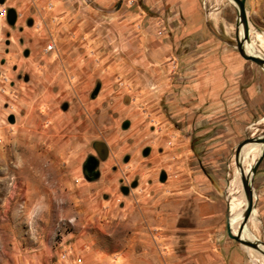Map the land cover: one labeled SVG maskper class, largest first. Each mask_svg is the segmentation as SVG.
Returning <instances> with one entry per match:
<instances>
[{
    "label": "rangeland",
    "instance_id": "374dc122",
    "mask_svg": "<svg viewBox=\"0 0 264 264\" xmlns=\"http://www.w3.org/2000/svg\"><path fill=\"white\" fill-rule=\"evenodd\" d=\"M58 1L62 14L54 0L0 3L17 12L14 24L0 16V264H188L183 170L223 175L230 211V189L242 188L236 148L264 134V94L255 111L247 99L201 97L224 52L264 92V68L237 49L236 8L198 0L188 20L167 0ZM246 9L249 43L264 55V0ZM253 186L242 234L264 241V159ZM241 246L247 264H260L248 252L260 251Z\"/></svg>",
    "mask_w": 264,
    "mask_h": 264
},
{
    "label": "crops",
    "instance_id": "0c3cea01",
    "mask_svg": "<svg viewBox=\"0 0 264 264\" xmlns=\"http://www.w3.org/2000/svg\"><path fill=\"white\" fill-rule=\"evenodd\" d=\"M54 1L55 13H64L61 12L63 8L61 2ZM167 3L174 7L180 6L184 19L190 20L195 15L198 0H167ZM53 6L52 4L49 9ZM216 48L220 46L217 45ZM229 54L231 53L224 52L221 60L215 56L212 67L215 69L214 77L212 79L208 77L202 82V84L208 83L214 86H207L208 91L203 88L201 97L215 101L247 99L252 101L250 108L255 111L256 106L253 100H258L264 92H259L255 88L253 79L250 82V79L238 76V64L243 61H239L238 56L233 53L235 60H230ZM242 83H247V86L240 88ZM178 179L179 177H174L171 180L170 186L174 190L176 186H179L176 181ZM181 192L185 221L182 229L184 260L188 261V264H247L241 244L227 234L228 205L225 177L221 174L212 175L184 169ZM254 254L259 258L262 257L255 252Z\"/></svg>",
    "mask_w": 264,
    "mask_h": 264
},
{
    "label": "water",
    "instance_id": "95a60500",
    "mask_svg": "<svg viewBox=\"0 0 264 264\" xmlns=\"http://www.w3.org/2000/svg\"><path fill=\"white\" fill-rule=\"evenodd\" d=\"M230 1L233 2L237 12L236 42H237V49L240 55L246 60H250L256 63L257 65H259L260 67L264 68V55L260 56L253 53H249L246 51L245 48V43L251 42V28H250V20L248 18V12L246 9V0H230ZM3 2L4 0H0V3ZM6 18L10 24H14L17 18L16 10L12 7L7 8ZM240 26L242 27V35H240ZM127 125L128 122L124 124V127H126ZM249 143L261 144L262 151L259 157L257 158L255 164L251 167L250 171L247 174H242L241 176L242 186L247 199V206L243 212L242 221L239 224L237 232L233 231L229 221L230 215L228 214L227 234L230 238L236 240L241 245L258 250L264 254V241L258 238L252 240L242 236V232L249 229L248 223L250 221V216L256 205L255 200L257 196L255 193L253 183L258 167L264 159V134L254 137H247L238 144L236 148L235 160H236V164L239 167H242L240 163L242 150ZM95 149L97 150L101 158H105L108 155V147L104 142L99 141L95 143ZM97 164H98V160L95 156L91 155L87 158L84 165V173L89 180H93L97 177V173L95 170Z\"/></svg>",
    "mask_w": 264,
    "mask_h": 264
},
{
    "label": "bare ground",
    "instance_id": "6f19581e",
    "mask_svg": "<svg viewBox=\"0 0 264 264\" xmlns=\"http://www.w3.org/2000/svg\"><path fill=\"white\" fill-rule=\"evenodd\" d=\"M240 35H242V27L241 26H240ZM258 38H260L261 41L264 42L263 41V36L260 33H258ZM249 46L252 47L253 50L255 48L254 52L251 49H249ZM245 48H246L247 52L256 54L257 48L252 46L250 43L246 42L245 43ZM260 56H262V55H260ZM262 119H264V118H262ZM251 144L252 143H249L243 148L242 156H244V154L248 152L249 147H251L250 146ZM254 145H255V148H257L256 149V151H257L256 160H257V157H259V155H260V153L262 151V145L261 144H254ZM242 156L240 158V163H241V160H242ZM255 162L256 161L253 160L252 165L247 167V168H244V170L242 169V167H239L237 165L238 166V171L240 172V175L242 176V174H247L250 171L251 167L255 164ZM241 176H239L237 178V180H236V185L238 184V185H240L242 187L241 191H239V195L238 196H234V193L238 191V190H236V187H234L233 189H230L231 192H229L230 196H232V201H231L232 207H231V209L229 211V215H230L229 221H230V224H231L232 229H233L234 232H237L235 229H237L236 227H238V225H236V224L238 223L240 218L243 216V212H244V210H245V208L247 206V199H246V196H245V193H244V189H243V186H242ZM232 183H234V182L230 181V184H232ZM242 236L245 237V238L254 240V238H250V237H248L246 235L242 234ZM252 236L253 235L251 234V237ZM248 252H249L250 255H252V256L254 255V257H255L254 259L256 261H259L260 264L264 263V258L257 257L251 249H249ZM259 254L261 255L262 253L260 252Z\"/></svg>",
    "mask_w": 264,
    "mask_h": 264
},
{
    "label": "built area",
    "instance_id": "2783aa9c",
    "mask_svg": "<svg viewBox=\"0 0 264 264\" xmlns=\"http://www.w3.org/2000/svg\"><path fill=\"white\" fill-rule=\"evenodd\" d=\"M34 2H37V1H39V0H33ZM6 12H7V9H6V7L5 6H2L1 4H0V16H6ZM53 44H50L49 45V47H48V49H52L53 48Z\"/></svg>",
    "mask_w": 264,
    "mask_h": 264
},
{
    "label": "flooded vegetation",
    "instance_id": "af4514ba",
    "mask_svg": "<svg viewBox=\"0 0 264 264\" xmlns=\"http://www.w3.org/2000/svg\"><path fill=\"white\" fill-rule=\"evenodd\" d=\"M7 19V18H6Z\"/></svg>",
    "mask_w": 264,
    "mask_h": 264
}]
</instances>
